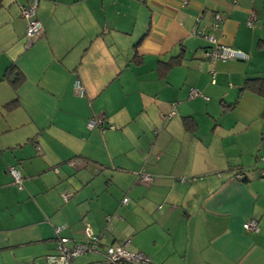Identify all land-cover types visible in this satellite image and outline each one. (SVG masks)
Returning a JSON list of instances; mask_svg holds the SVG:
<instances>
[{
  "label": "crops",
  "instance_id": "crops-1",
  "mask_svg": "<svg viewBox=\"0 0 264 264\" xmlns=\"http://www.w3.org/2000/svg\"><path fill=\"white\" fill-rule=\"evenodd\" d=\"M29 2L0 6V264H47L55 228L72 244L87 224L99 252L73 264L114 243L151 264H264V0H39L32 39ZM207 35L250 59L211 63Z\"/></svg>",
  "mask_w": 264,
  "mask_h": 264
},
{
  "label": "built area",
  "instance_id": "built-area-1",
  "mask_svg": "<svg viewBox=\"0 0 264 264\" xmlns=\"http://www.w3.org/2000/svg\"><path fill=\"white\" fill-rule=\"evenodd\" d=\"M39 0H30L27 5L21 6V14L26 21V37L28 39L34 38L36 35L40 34L44 27L42 22L37 18L36 8ZM222 20L220 15L216 16V23L218 24ZM252 23V20H250ZM199 35L202 34L201 31H197ZM207 38L213 43V45L206 51V55L211 63H215L218 60H228V59H238V60H248L251 54L247 51L237 49L225 44H217L216 39L207 35ZM75 89L81 95L84 94V86L76 81ZM192 96L203 95L199 90L193 88ZM173 113H170L172 115ZM103 120L99 118H92L88 122L89 128H94L103 124ZM264 160V157H262ZM9 173L13 177V182L19 187H22L23 178L20 171L11 166L8 169ZM140 179L146 184H150L152 177L149 174H140ZM69 198V194L65 195V199ZM129 198L123 199L124 203H127ZM247 229H252L255 227L253 222H248L244 225ZM63 229V226H57L55 228V233L58 237L57 245L54 253L47 255V264H73L74 260L83 254L88 252H99L98 241L99 237L94 235L89 224L85 226L86 241L73 242L70 238L65 236H60L59 233ZM126 243H114L108 245L103 252L105 262L107 264H150L151 259L149 256L144 254L142 251H132L129 250Z\"/></svg>",
  "mask_w": 264,
  "mask_h": 264
},
{
  "label": "trees",
  "instance_id": "trees-1",
  "mask_svg": "<svg viewBox=\"0 0 264 264\" xmlns=\"http://www.w3.org/2000/svg\"><path fill=\"white\" fill-rule=\"evenodd\" d=\"M1 4H2V0H0V6H1ZM171 65L172 64H170V66ZM21 75H22V73L20 71L16 70L14 65H11V66L8 67V69L6 71L5 78L7 80H9L15 87H17L19 85V83H20L19 81L22 78ZM255 87H256V85H255ZM16 100L6 104V106L16 105V102H17ZM190 121L191 120H189L188 118H186L184 120L185 128L190 130V131L191 130L193 131L194 128H193V125H192V123ZM150 264H151V262H150Z\"/></svg>",
  "mask_w": 264,
  "mask_h": 264
}]
</instances>
